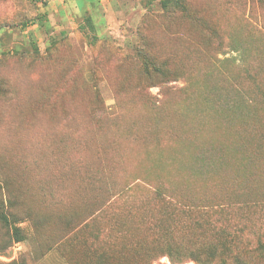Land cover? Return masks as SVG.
<instances>
[{"label":"rangeland","instance_id":"rangeland-1","mask_svg":"<svg viewBox=\"0 0 264 264\" xmlns=\"http://www.w3.org/2000/svg\"><path fill=\"white\" fill-rule=\"evenodd\" d=\"M163 1L0 0V264H264V0Z\"/></svg>","mask_w":264,"mask_h":264},{"label":"trees","instance_id":"trees-1","mask_svg":"<svg viewBox=\"0 0 264 264\" xmlns=\"http://www.w3.org/2000/svg\"><path fill=\"white\" fill-rule=\"evenodd\" d=\"M176 1L175 0H165L162 2V5L165 9H168L173 3H175ZM181 4V3H180ZM86 23L88 25V27L91 29V30H94V24L92 22V19L90 17H86ZM234 45H236L237 47V43H235ZM235 50H240V60L242 61V63L244 64V66L247 68L246 70H248V73H249V66H247V49H245L243 47V45L240 47L238 46ZM155 72L159 73V75H167V72L162 69V68H159V67H156L155 69ZM259 85V84H257ZM182 110H187V105H183L182 106ZM199 153H203V152H199ZM205 159H206V156H201V160H202V164L205 166H207V164L205 163ZM209 172V170H207V173ZM15 232V235H16V241H22V239L20 238L19 236V229L18 228H15L14 230ZM179 253V252H178ZM180 255V254H178ZM181 256V255H180ZM236 264H242L241 261H237Z\"/></svg>","mask_w":264,"mask_h":264}]
</instances>
